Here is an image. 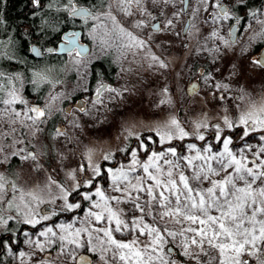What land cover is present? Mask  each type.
<instances>
[{
    "label": "snow or ice",
    "instance_id": "obj_1",
    "mask_svg": "<svg viewBox=\"0 0 264 264\" xmlns=\"http://www.w3.org/2000/svg\"><path fill=\"white\" fill-rule=\"evenodd\" d=\"M31 3L37 10L45 7L44 0ZM62 3L63 7L57 11L65 13V18L72 22L79 19L87 29L63 36L64 44L59 51L72 57L76 64L82 63L92 51L87 44L79 43L82 36L95 41L101 54H107L113 47L118 51L147 47L146 41L124 27L118 16L155 21L157 9L163 16L165 8L179 4L171 13L172 18L163 24L146 25L145 19L131 22L133 29L149 27L162 32L171 31L174 20L181 14L191 12L197 16L201 11L192 7V0H62ZM198 3L213 9L211 12L208 7L203 9L208 12L205 23L215 26L204 38L216 42L211 51L232 47L240 38L238 33L249 32L253 24L261 25L257 37L264 39V8H248L246 0H198ZM47 6L51 8V0ZM242 8L247 9L245 15H240ZM226 22H232L226 30L227 38L222 34ZM185 23L182 31L174 33L177 38L186 37L196 27L190 21ZM253 39L249 37L250 42ZM30 51L35 57L44 54L36 46ZM45 51L53 53L56 49ZM0 58L19 62L14 53H0ZM151 60L149 67H168L156 55ZM251 62L264 68V55ZM33 77L27 78V83L36 89L42 83L51 84L46 70L34 72ZM24 84L22 73L0 70V166L13 159L30 160L39 171L42 166L38 163L36 142L45 131L44 126L62 111L53 107L54 102L69 100L71 94L56 92L49 94L44 103L39 96L30 101L21 91ZM103 91L119 95L117 89L100 84L95 89L94 103H102ZM79 110L85 111L82 106ZM212 127L215 134L211 140L199 133L195 138L203 144L189 143L185 151H178L179 145L172 141L184 140L190 133L172 117L154 131L158 140L137 136L135 146L120 150L130 157L127 165L81 164L69 174L71 187L49 176L45 187L51 194L55 186L59 194L47 203L56 204L57 200L61 203L42 212L33 207L34 201L43 202L39 195L25 192L0 173V232L9 233L6 237L0 235V257L7 254L21 259L22 264L25 256L34 264H264V112H246L238 120L225 116L223 124ZM225 128L240 129L238 137L243 143L239 147L233 146L237 143L233 136L224 134ZM257 133L259 143L253 146L248 138ZM55 135L64 136L65 132L56 128ZM151 144L161 145L160 150H153ZM217 144L219 148L215 147ZM89 153L91 161V150ZM112 156L113 153H107L103 159L110 161ZM105 178L110 181L111 195L100 183ZM17 199L23 209L14 204ZM63 212L73 213L70 220L44 223ZM13 224L32 228L41 225V228L30 233L14 229ZM18 232L32 248L31 254L14 249L19 243Z\"/></svg>",
    "mask_w": 264,
    "mask_h": 264
},
{
    "label": "rangeland",
    "instance_id": "obj_2",
    "mask_svg": "<svg viewBox=\"0 0 264 264\" xmlns=\"http://www.w3.org/2000/svg\"><path fill=\"white\" fill-rule=\"evenodd\" d=\"M195 1L198 3V0ZM196 7L201 9L197 17L203 18L205 4L198 3ZM173 11L175 10H172V7H168L165 22L168 18H172L171 13ZM180 18L181 16L179 19L174 20V23H177ZM261 31V25L255 24L253 30L249 31L237 46L227 49L221 48L219 52L212 51V72L207 76V79L204 78L201 90V94L207 98H202L201 95L196 98L189 97L185 89L188 80H182L183 85L180 87L183 102V105H181L182 110L177 107L182 104L178 103L179 98L175 100L178 103V105L175 104V107L173 99L163 91L165 84L170 82V78L161 76V74H153L150 70L151 67H149L153 63L151 56L156 55V52L153 51L154 48L161 50L163 44L159 41L154 45L157 47L140 49L142 53H139V50L136 49L138 51L137 55H143L146 60L145 63L141 61L140 65L147 64L149 68L144 67L141 69L140 67L138 69V63H136L135 68L132 70V63L123 64L122 70L125 75L117 80V85L114 87L118 90L119 95L106 91L100 96L102 103H94L96 99L89 100L88 97H85L88 101L86 106L84 104L82 106L85 111H80L78 104L71 106V110L68 111L69 109L64 107L65 101L68 100L58 99L54 102V108L62 109L55 115L59 118L55 129L61 128L65 135L56 136L54 130L50 136L48 124L44 126L45 131L41 133L39 140L36 142V151L40 153L38 163L42 166L39 171L35 170V164L30 160L13 159L7 165L0 166V173H3L8 181L15 183L25 192L31 191L41 197L42 203L33 202L36 211L51 210V208L57 207L61 201L57 200L56 204L52 205L47 203L54 195L59 194V190L55 186H52L51 194L49 188L45 187L48 184L49 176L57 182L71 187L73 181L70 179L69 174L81 164H100L102 167H107V164L103 165V162H106L103 159L105 154L113 153L112 158L115 160L116 153H123L120 150L129 146L131 139H136L146 130L155 131L161 125L170 121L172 117L179 120L181 126L190 133V136L195 137L202 131L209 130L206 123L209 120L223 123L225 116L232 120H238L239 116L246 112L261 114L264 112V69L257 68L250 60L255 45L263 40L257 37V33ZM168 32L173 35L175 33V31ZM224 33L225 31L222 34ZM172 34L169 36L168 47L164 45L165 47L162 49L165 50L161 55L167 54L166 50L168 54L173 53L171 51L172 40L175 47L176 38ZM250 36L254 37L251 42L249 41ZM215 43L212 40V49L215 48ZM174 54H177V52ZM214 61H217V63L213 64ZM84 66L86 64L83 61L76 64L73 62V58L70 57L67 60V69L77 72L79 74V76L77 75L78 78L73 82H67V80L65 85L54 81V84L52 83V86L49 87L43 103L47 100L49 94L62 92L67 95L79 92L83 84L80 75L84 72ZM131 70V74H128V71ZM158 70L161 73V68L158 67ZM140 71L143 72L140 73ZM217 85L220 87H217ZM21 91L23 92L24 88ZM24 96L28 99L27 95L24 94ZM221 96L224 99H221ZM161 97L165 100L168 98L164 106H162ZM238 97H242V99H238ZM154 98L158 100L151 101ZM209 99L212 100L211 105H209L212 106L210 108L207 107ZM29 100L33 101L32 98ZM198 101L200 108H198ZM154 102L157 104V108ZM196 117L201 122L200 124L192 122ZM197 125H204L205 127L198 128ZM129 133H132V135H129ZM248 142L253 146L259 143L256 138L250 139ZM242 143V141L237 142L238 145L234 147H239ZM89 150H91V161L88 159ZM113 159L110 161H113ZM100 183L107 194L111 195L110 181L105 178ZM14 204H19L23 209V204L18 199L14 201ZM121 207L127 208L129 206L121 205ZM5 214L7 215V213ZM54 222L61 223L63 221L61 219L55 221L52 217L51 220L44 223L52 224ZM16 225L19 229H22L21 231L27 230L30 233L37 232L41 228V225H37L36 228L24 224ZM2 233L0 232V235ZM19 236L20 242L14 245V249L31 254L32 248L24 242L25 238L22 235ZM1 261L3 264H22L21 259L7 254L3 256ZM23 264H34V261L29 256H25Z\"/></svg>",
    "mask_w": 264,
    "mask_h": 264
},
{
    "label": "flooded vegetation",
    "instance_id": "obj_3",
    "mask_svg": "<svg viewBox=\"0 0 264 264\" xmlns=\"http://www.w3.org/2000/svg\"><path fill=\"white\" fill-rule=\"evenodd\" d=\"M45 2V7L37 10L33 7H31L32 13V19L34 22L38 25V33H36V36L38 40H42L41 45L35 43L36 45L39 46L41 51L44 53L39 59H36L38 61H46L49 60L53 63H62L63 70H54L53 73V79L54 81H57L56 83L65 85L66 81L67 82H73L76 80L79 76L77 72L74 70L69 71L67 69V60L70 58L66 53H59V47L60 45L64 44L63 41V36L66 33H69L71 31H76V32H86L87 29L83 26L82 21L79 19H76L74 22L66 19V14L57 11V8H62L63 3L62 0H60L59 3L56 2V0H51L52 6L49 8L47 4L49 3V0H44ZM6 3L7 0H2L1 3V11L0 15L1 17H5L4 11L6 10ZM247 7L251 9H259V8H264V0H246ZM198 3L195 0H192V7L195 8ZM180 7L179 4L176 5V7H172V10H177ZM205 7H208V11L211 12L213 9L209 5H205ZM247 9H240V15H245ZM168 12V7L164 9V15L161 16L159 9H157V17L158 19L155 21H149L145 19L144 17H137V16H132V17H123V16H118V19L121 21L122 25L126 28H128L130 31L133 32V35L139 36L141 39L145 40L147 43V47H157L154 46L156 43L160 41L163 45H161V50H158L154 48L153 51L156 52V56L160 57L162 60H164L167 64V68H161V73H159L158 66L151 67L150 70H152L153 74H161V76L170 78V82H167L165 84L164 89H167V92L165 94L169 96L171 99H173L174 106L175 104H179L178 109L182 110L181 105H183L182 99H181V89L180 87L183 85L182 80L187 79L188 82L186 84V92L187 95L191 98H196L197 96L201 95L202 98L205 97L201 94V90L204 84V77L209 76L212 72V40H205L204 38L207 37L214 25L211 23H205V20L208 17V12L203 11V18L200 19V17L193 16L191 12L188 13V15L181 14V18L177 23L175 24V27L171 30L173 31H182V29L186 26L185 22H192L196 27L192 28L188 35L181 36L177 38L175 35L172 33L169 34L168 31H162V32H154L152 31L149 27H143L141 29H133L131 27V22L136 20V19H145V24H156L160 23L163 24L165 23V19L167 16ZM35 13V15H34ZM232 22H226L225 23V36H226V30L229 24ZM5 24L2 22L0 26H4ZM46 26H49L48 28ZM46 27V29H45ZM255 27V24L252 25V29ZM199 29V31H197ZM259 29V28H258ZM48 30V31H47ZM250 30V31H251ZM248 32L246 33H238L239 35V40L238 42L233 45L237 46L243 38L247 35ZM171 34L176 38L175 41V47L173 46V40H172V47L171 51H173L172 54H168L167 50L165 55H161L165 49H162L163 47H168L169 45V36ZM150 37V38H149ZM227 38V36H226ZM125 42H128L127 37L124 38ZM80 44H87L88 47L92 50L90 54L87 55L85 59H83V62L86 64L84 72H82V75L80 77L82 78V86L80 88L79 92L71 94V98L68 101H65L64 107L66 109L71 110V106H76L77 104H83L86 106L88 104V101H86L85 97H88L89 100H95L96 99V93H95V87L98 88L100 84H105L109 86L110 88H114L115 85H117V80L120 79L121 77H124L125 72L122 70L123 64L125 63H132L131 68L132 70L135 68L136 63H138V69L141 67L144 68H149L147 67V64L140 65L141 61L146 62L145 57L143 55H137L138 51L136 50L135 47H133L130 51L127 48L120 49L119 51L116 50L114 47L110 48L108 50L107 54H101L99 52V49L96 46V42L88 39L86 36H82L81 39L79 40ZM187 45V48L184 47V45ZM33 45V44H32ZM31 45V46H32ZM165 45V46H164ZM203 46V47H202ZM56 49L55 52L49 53L45 51L46 49ZM264 49V39L259 41L256 45L255 48L252 51V56L250 60L252 61L255 58H258L261 56L262 50ZM151 50V51H152ZM121 52H123V55H121ZM177 52V54H174ZM192 52V53H191ZM139 53H142L141 50H139ZM208 53V54H207ZM126 57V58H125ZM72 58V57H71ZM81 59V58H77ZM138 61V62H137ZM152 61V60H151ZM148 63V61H147ZM217 61H214L213 64H216ZM252 63V62H251ZM140 65V66H139ZM243 66V65H242ZM257 68H261L256 66ZM55 68V67H53ZM262 70L264 68H261ZM132 70L128 74H131ZM143 71H140L142 73ZM145 73V72H144ZM163 73V74H162ZM203 73V75L201 74ZM78 75V76H77ZM198 84L197 90L194 91L192 95L189 94L188 88L192 84ZM87 87L88 91L85 92L83 91V88ZM96 88V89H97ZM24 94L28 96V99L32 98L33 100L36 99V96H30V94L25 92L24 88ZM106 92L103 91L102 94ZM162 101H165L162 103V106L166 104L165 98L161 97ZM179 98V102L176 103L175 100ZM207 98V97H205ZM212 99V98H211ZM209 99L207 102V107L210 108L212 106L211 102L212 100ZM158 100L157 98H154L151 101ZM155 103V102H154ZM198 103V108H200V103ZM155 107L157 108V104L155 103ZM176 107V106H175ZM57 118V123H58V116H54L53 119ZM192 122H197L200 124L201 122L198 120L196 117L195 119L192 120ZM207 126H209V130H204L201 133H204L206 135V138L211 140L212 137L215 134V130L213 129V125L216 124H223L220 121H212L209 120L206 122ZM205 124V123H204ZM185 129V128H184ZM54 132V131H53ZM52 132V133H53ZM240 132V129L237 128L235 131H229L225 130L224 134L226 135H231L234 137V139L237 142L239 141L238 134ZM257 134H254L252 137L248 138V141L250 139L255 138ZM151 136L153 140H158L159 138L155 136L154 131H145L143 132L140 137L143 139L145 137ZM137 143V140L131 139L130 144L131 146H135ZM173 144L179 145L178 151H183L185 149V145L189 143H195L198 146L203 144L204 142L196 139L193 136L187 137L184 140H173ZM238 144H234L233 146H237ZM168 145H163V147H167ZM220 145H215L216 148H218ZM161 145L159 144H151V148L153 150L159 151ZM141 159L144 158V154H141ZM113 159V158H112ZM130 157L126 152L123 153H116V159L113 161H106L103 162V165H106L107 167H119L120 165H127L129 162ZM104 167V166H103ZM24 227V226H22ZM22 230V229H18ZM9 235V234H7ZM6 237V236H5ZM17 239L20 242V236L19 232L17 234ZM3 257H0V260H2Z\"/></svg>",
    "mask_w": 264,
    "mask_h": 264
},
{
    "label": "trees",
    "instance_id": "obj_4",
    "mask_svg": "<svg viewBox=\"0 0 264 264\" xmlns=\"http://www.w3.org/2000/svg\"><path fill=\"white\" fill-rule=\"evenodd\" d=\"M0 2V11H1ZM31 0H7L6 10L4 11L5 17H1L5 25L0 26V53H14L19 58V62L15 59L9 61L6 58H0V70H4L10 73H22L25 78V92L30 96H39L40 102L43 103L44 97L48 92L52 83L54 84L53 73L54 70L62 71V63H53L49 60L38 61L31 55V45L40 44L42 40H38L36 33H38V25L32 19ZM33 8V7H32ZM0 22V24L2 23ZM47 28L49 26H46ZM45 27V29H46ZM48 31V30H47ZM55 67V68H53ZM46 70L47 77L51 81V84L42 83L39 88L36 89L33 85L27 83V78L33 77V73L36 71ZM34 78V77H33ZM57 125V118L52 119L48 123L49 135L55 130ZM82 214V213H81ZM73 213L64 212L58 217H54L55 221L60 219L63 222L70 220ZM22 226V225H21ZM14 229H19L16 224H13ZM9 233L3 232L2 236H7ZM1 261V260H0ZM3 264V263H2Z\"/></svg>",
    "mask_w": 264,
    "mask_h": 264
},
{
    "label": "water",
    "instance_id": "obj_5",
    "mask_svg": "<svg viewBox=\"0 0 264 264\" xmlns=\"http://www.w3.org/2000/svg\"><path fill=\"white\" fill-rule=\"evenodd\" d=\"M32 46L39 47V46L36 45V44H33ZM32 46H31V47H32ZM61 46H63V44L60 45V47H61ZM60 47H59V49H60ZM49 49H51V48H49ZM59 53H61V52L59 51ZM31 55H32L34 58H36V59H39V58L41 57V56H40V57H35L33 53H31ZM261 55H264V49L262 50ZM194 86H195V87H194ZM197 88H198V84H194V83H193L192 85H190L189 88H188V92H189V94L192 95V94L194 93V91L197 90ZM83 104H84V103H83ZM83 104H78V107L83 106Z\"/></svg>",
    "mask_w": 264,
    "mask_h": 264
}]
</instances>
